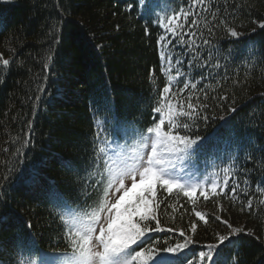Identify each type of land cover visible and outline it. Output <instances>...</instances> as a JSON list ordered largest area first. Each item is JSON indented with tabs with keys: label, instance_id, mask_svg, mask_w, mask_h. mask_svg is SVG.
Listing matches in <instances>:
<instances>
[{
	"label": "trees",
	"instance_id": "1",
	"mask_svg": "<svg viewBox=\"0 0 264 264\" xmlns=\"http://www.w3.org/2000/svg\"><path fill=\"white\" fill-rule=\"evenodd\" d=\"M154 1L163 6L160 16L154 14ZM190 2H0V166L38 174L32 184L13 181L4 188L0 264H56L57 257H69L72 247L63 239L68 222L96 210L112 154L137 143L152 126L153 110L164 101L162 89L175 91L185 81L197 83L193 103L199 95L215 119L199 126L197 135L208 139L203 151L184 160L218 186L227 178L229 186L220 197L206 190L207 201L200 192L189 198L174 187L171 194L157 187V214L177 235L153 233L149 243L153 238L160 247L165 239L182 242L179 231L190 234V224L197 221L196 244L187 257L200 264L198 246L216 244L218 236L231 231L215 219L219 215L242 229L221 245L220 264H264V29L257 27L264 22V0H204L185 23L176 13ZM193 19L197 23L189 29ZM170 21L183 24L177 32H194L196 45L204 39L211 45L195 51L178 46L179 36L158 27ZM229 28L240 36L231 37ZM162 35L172 43L158 44ZM161 53L171 57V66L164 59L162 69ZM205 61L206 67L198 66ZM200 89L207 91V101ZM181 99L168 97L164 111ZM233 182L240 184L235 199L227 194ZM196 211L205 215L206 225Z\"/></svg>",
	"mask_w": 264,
	"mask_h": 264
},
{
	"label": "snow or ice",
	"instance_id": "2",
	"mask_svg": "<svg viewBox=\"0 0 264 264\" xmlns=\"http://www.w3.org/2000/svg\"><path fill=\"white\" fill-rule=\"evenodd\" d=\"M204 0H191L187 10H181L176 13L177 18H187L190 14L196 15L197 5L203 6ZM131 7V6H130ZM202 10H207L202 7ZM215 19V16H213ZM193 19L189 24V29L196 25ZM224 24V21H220ZM170 33L173 38L179 36L178 46L187 45L190 49H198L203 46H210L211 41L204 39L201 45H196L194 32H177L176 28H183V24L173 25L170 21L168 26L158 25ZM258 28L264 29V22H259ZM255 31V29H253ZM211 33V29H209ZM228 34L231 37L238 38L240 33L229 28ZM188 35L189 39L185 40L184 36ZM166 36H160L157 43L166 41ZM167 43H172L167 40ZM199 53L188 61L189 67L192 60L197 59ZM162 63L167 59L171 66V57H165L161 53ZM176 64H182L183 61L176 59ZM4 65L9 64V60H3ZM199 67H206L207 61ZM166 76L168 72L164 73ZM177 74L180 75L179 70ZM174 79L169 76V81ZM203 79V77H202ZM188 91L185 97L183 93ZM197 90V83H183L182 88L175 91L170 86H165L161 92V99L167 100L168 97H181V101L176 106L167 104V111L164 106L156 107L153 110V124L147 127L146 134L140 137L136 156L131 164H128L120 156L113 160V166L109 170L107 186L104 189L105 201L100 204L98 211H93L84 217L73 216L71 223L68 225V232L65 233L63 239L72 247V255L60 260V264H193V260L187 257V252L191 251V246L196 244L194 239L197 233V221L190 224V234L185 230H180L178 236L182 238V242L169 243L168 239L163 241V247H160V241L155 238L149 243V237L153 233H164L169 238L177 235L176 230L171 227L162 226L161 219L157 214L159 204L156 203L154 197L157 187L172 193L173 185L178 187L185 197H192L195 189L188 186L177 178L175 173L182 171L177 168V164L183 165L184 159L190 154L203 151L208 139L197 135L199 126L207 124L210 120H214L215 116L210 115L211 106L207 103H201L199 95L195 96L193 103V92ZM204 101L208 100V93L203 89ZM213 100L224 101L226 96L219 98L213 96ZM235 112L236 109H230ZM157 116L158 122H157ZM223 119V117H221ZM165 127L167 130L165 131ZM101 133H97L99 138ZM30 140L26 141L29 143ZM103 151V149H101ZM19 155V154H18ZM3 167V174H0V203L4 201L7 193L4 188L11 182L32 184L37 178L35 169L29 173L15 172L9 169L6 164ZM103 179V178H102ZM246 183V182H245ZM228 179L226 178L221 185L212 183L211 196L220 197L226 194L228 188ZM240 188L239 182H233L230 193L233 199L236 198L237 190ZM111 194L113 202L108 203V197ZM209 192L202 191L200 195L204 200L209 199ZM195 204V200L191 201ZM249 211L252 210V200L249 198ZM195 216L205 225L208 223L205 215L199 211L195 212ZM6 217H0L4 220ZM217 221L226 225L231 231L228 235L218 236L216 244L199 245L200 264H220L219 249L226 241H231L233 235H238L242 229L234 228L227 220H222L219 215L215 216ZM31 225H29V228ZM251 235V232L245 233ZM47 255L46 253L44 254ZM43 264V262H41ZM55 264V262H53Z\"/></svg>",
	"mask_w": 264,
	"mask_h": 264
},
{
	"label": "rangeland",
	"instance_id": "3",
	"mask_svg": "<svg viewBox=\"0 0 264 264\" xmlns=\"http://www.w3.org/2000/svg\"><path fill=\"white\" fill-rule=\"evenodd\" d=\"M8 1H10V0H0V2H8ZM153 7H154V11H155L154 14L156 16H160L161 15V10L163 9L162 4L161 3L159 4V3H157V1H154ZM164 101L161 103L160 107L164 106ZM139 142H140V139L134 145H133V143L132 144H128L126 149H118V151H116V152H114L112 154V156L110 158V161L108 163V166H107V168H108L107 173L105 174V177H104V183H103V188H102L103 189L102 198H101V201H100V203L97 206L95 211H98L99 207H100V204L105 201L104 189L107 186L108 174H109V170L113 166V160L116 159L117 156H120L128 164H131L134 161V159H135L136 151H137L138 146H139ZM181 166H177V168H182ZM175 175L177 176L178 179L183 181L188 186L185 190H188L189 188L195 189L194 194L196 192H198V191L207 190V188L209 186H211V184H212V180L209 177H206L204 175H196L192 171H189V170L184 172L183 168H182V172L181 173H179V171H177L175 173ZM173 187H176V186L173 185ZM176 188H178V187H176ZM192 197H194V195ZM111 202H113V201L111 199V194H110L109 197H108V203H111ZM198 262H199V256H198ZM36 264H41V263H36ZM43 264H47V263H43ZM49 264H53V263H49Z\"/></svg>",
	"mask_w": 264,
	"mask_h": 264
}]
</instances>
